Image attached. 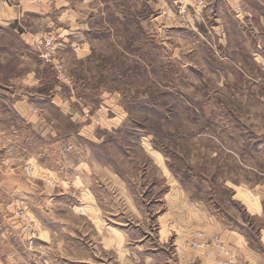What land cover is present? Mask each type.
Masks as SVG:
<instances>
[{
  "label": "rangeland",
  "instance_id": "rangeland-1",
  "mask_svg": "<svg viewBox=\"0 0 264 264\" xmlns=\"http://www.w3.org/2000/svg\"><path fill=\"white\" fill-rule=\"evenodd\" d=\"M40 1L0 25V264H201L182 204L264 196L262 0Z\"/></svg>",
  "mask_w": 264,
  "mask_h": 264
},
{
  "label": "crops",
  "instance_id": "crops-1",
  "mask_svg": "<svg viewBox=\"0 0 264 264\" xmlns=\"http://www.w3.org/2000/svg\"><path fill=\"white\" fill-rule=\"evenodd\" d=\"M216 1L217 0H204L203 8L215 7ZM238 1L239 0H236V3L240 5ZM226 2L227 5L231 6L230 0H226ZM262 2L264 4L263 0ZM51 6L52 5H48L44 1L35 3L32 2V0H0V25L10 26L14 32L18 33L19 38L23 42L32 44L37 37L42 36L43 33L38 31L36 33H25L21 31L22 29L20 27H22V22L26 21L25 19L28 18L42 19L43 16H49ZM61 6H63V4H61ZM233 12L235 13L237 21H250V17H252L253 14L244 11L243 15L238 17L239 15H236L235 9H233ZM214 20L228 21V18L225 16V19L221 20L215 18ZM45 22L47 23L46 28H51L52 26L58 28L57 21ZM67 26V28H69L67 29L68 31L74 29L70 24ZM67 30L61 29L60 31L66 32L68 36L69 33H67ZM49 101L54 105H59L62 102H64L63 105L69 103L63 109L64 114H69L72 118L73 116L79 117V115L72 112L70 108L72 104L57 94L50 97ZM24 102L27 101L18 100L13 107L15 108L18 105L21 111L27 112V105L31 104H26ZM18 115L20 116L19 113ZM238 187L243 188V191L247 190L249 192H247L248 195H243V199L238 195L236 190ZM232 191V198H236L239 202H237L238 205L236 204V210L230 211L229 213L225 211L222 205L221 207H210L207 203L197 204L188 201L182 204V209H186L184 210L185 213L177 216L181 221L179 225H181L180 227L182 228L188 229L190 231L189 233L198 232L196 234L200 237H205V239H210L213 236L220 237L226 246L234 253L238 264H264V254L262 250L254 246L249 234L250 231L254 232L253 234L256 235L257 238H261L262 241H264V196L256 195L253 191L244 188L242 185L239 186L238 184L233 187ZM180 192L182 193L181 190ZM246 213H250L252 218L262 221L263 224L260 226L259 231H254L250 226L247 228L245 227L243 217ZM200 237L199 239L203 240V238ZM198 258L201 264H219L221 262H219L218 259L222 258V256L216 247H211L210 250L204 251Z\"/></svg>",
  "mask_w": 264,
  "mask_h": 264
},
{
  "label": "built area",
  "instance_id": "built-area-1",
  "mask_svg": "<svg viewBox=\"0 0 264 264\" xmlns=\"http://www.w3.org/2000/svg\"><path fill=\"white\" fill-rule=\"evenodd\" d=\"M36 2H40V0H35ZM264 1V0H263ZM179 2V1H177ZM194 5L195 8H201L204 6V0H194V3L192 4ZM188 4H183L180 3L179 6V13H185ZM235 11L238 13L241 10L240 5L236 4L235 6ZM51 39H44L40 42L37 43V45H43L46 48H48L51 44ZM48 56H50V53H46L44 55L45 60L48 61ZM57 65H59V63H57ZM58 68H61L60 66ZM204 246L206 248L211 247H216L218 249V251L220 252L222 258H219L218 261L223 263V264H238L237 263V258L234 255V253L226 246V244L223 242V240L218 237V236H213L210 239H205L202 242H193V246L197 247V246Z\"/></svg>",
  "mask_w": 264,
  "mask_h": 264
}]
</instances>
